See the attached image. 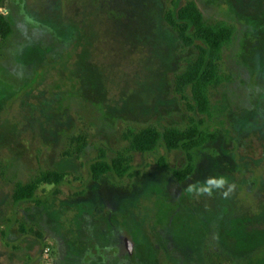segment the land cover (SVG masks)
Segmentation results:
<instances>
[{"label":"rangeland","instance_id":"1","mask_svg":"<svg viewBox=\"0 0 264 264\" xmlns=\"http://www.w3.org/2000/svg\"><path fill=\"white\" fill-rule=\"evenodd\" d=\"M188 1L233 29L209 118L174 94L194 50L163 17ZM0 15L11 25L0 40V264H133L141 252L148 264H264V0H3ZM190 117L214 138L182 182V152H135L124 139ZM100 150L129 157L128 174L93 182ZM49 171L63 182L13 203L16 184ZM220 175L236 185L228 198L185 191Z\"/></svg>","mask_w":264,"mask_h":264},{"label":"trees","instance_id":"2","mask_svg":"<svg viewBox=\"0 0 264 264\" xmlns=\"http://www.w3.org/2000/svg\"><path fill=\"white\" fill-rule=\"evenodd\" d=\"M3 0H0V4ZM164 22L171 28L183 49H193V58L185 60L184 69L175 76L174 94L182 100L188 109L201 117L211 116L209 91L217 88L228 78L220 71L222 52L232 41V27L218 22L208 24L193 1L186 2L176 10L168 9L164 13ZM11 34V25L7 17L0 15V40H6ZM202 121L190 117L187 126L182 129L169 128L160 132L146 128L140 131L129 130L124 139L129 149L140 153H152L160 145L171 151H180L185 156L183 169L173 174L178 182L186 180L193 172L192 152L202 148L214 138L201 127ZM78 152L85 148L82 139H78ZM130 159L117 155L109 162L103 150L89 166L90 178L97 183L107 175L113 174L122 178L130 171ZM65 178L64 173L54 171L40 173L34 180L25 185L16 184L12 194L13 203L33 200L38 187L42 184L58 186Z\"/></svg>","mask_w":264,"mask_h":264},{"label":"clouds","instance_id":"3","mask_svg":"<svg viewBox=\"0 0 264 264\" xmlns=\"http://www.w3.org/2000/svg\"><path fill=\"white\" fill-rule=\"evenodd\" d=\"M225 186H227V190H223ZM235 188V184L229 183L225 176L220 175L210 176L203 182L197 181L196 183L189 184L185 191L195 198H199L201 196L212 197L214 190H219L223 198H228Z\"/></svg>","mask_w":264,"mask_h":264},{"label":"flooded vegetation","instance_id":"4","mask_svg":"<svg viewBox=\"0 0 264 264\" xmlns=\"http://www.w3.org/2000/svg\"><path fill=\"white\" fill-rule=\"evenodd\" d=\"M116 258L119 259L118 256ZM146 258H148L147 253L146 252H141L140 254H138V256H136V259H134V258L131 259L130 258V260L132 261L133 264H148L147 261H146Z\"/></svg>","mask_w":264,"mask_h":264}]
</instances>
